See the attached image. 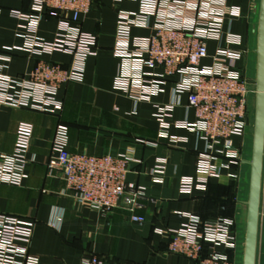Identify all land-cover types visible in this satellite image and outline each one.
Here are the masks:
<instances>
[{"label":"crops","instance_id":"1","mask_svg":"<svg viewBox=\"0 0 264 264\" xmlns=\"http://www.w3.org/2000/svg\"><path fill=\"white\" fill-rule=\"evenodd\" d=\"M31 2L0 0V67H4L2 75L14 79L26 76L40 62L59 64L63 68L71 63V58L62 54L33 57L20 51L24 44L23 31L9 12H26ZM225 2L229 7L238 8L240 16L226 21L224 33L240 36L243 58L237 66L242 77L254 84L260 0ZM137 10V1L93 0L90 12L80 17L81 30L97 38V54L88 59L81 83L60 88L58 98L63 108L59 114L0 105V160L13 152L18 125L26 123L33 127L27 156L28 177L20 187L0 184V214L35 223L29 251L38 259V264H80L81 259L90 256L97 257L103 264H195L169 254V239L157 232L179 229L184 223L182 214H192L203 220L229 219L233 221L237 238L235 251L229 253L230 260L232 264H242L250 179L248 163L252 151L250 120L245 135L231 139L240 151L239 162L223 170L218 179H210L205 191L181 194L179 180L196 176V160L204 143L195 134L175 127H171L170 136L185 142L171 145L159 137L156 108L170 103L173 81L165 86L164 94L152 97L149 102L135 103L114 89L120 65L113 55L117 14ZM57 32V21L45 17L38 36L50 42ZM131 35L147 37L150 30L133 28ZM220 44L210 42L209 54L212 55ZM3 57L9 61H1ZM210 63V59L203 61L204 65ZM154 72L161 74L163 69L158 67ZM186 107L187 98L182 95L173 110V121H195L193 111ZM58 124L68 129L70 154L133 159L127 183L142 189L140 209L130 211L118 207L107 214L98 213L72 198L60 172L48 175L46 163ZM158 158L167 161L162 185L152 184L149 175ZM133 216L142 218L143 222H133ZM255 264H264V145Z\"/></svg>","mask_w":264,"mask_h":264},{"label":"built area","instance_id":"2","mask_svg":"<svg viewBox=\"0 0 264 264\" xmlns=\"http://www.w3.org/2000/svg\"><path fill=\"white\" fill-rule=\"evenodd\" d=\"M137 1L136 12L119 11L116 19L113 55L120 61L114 89L135 103L149 102L165 93L173 81L171 101L156 108L159 137L171 145L185 140L170 136L171 127L195 134L204 143L197 156L196 176L179 180V192L190 195L205 191L210 179H218L223 170L239 162L240 152L232 138L243 137L247 130L254 84L242 77L238 63L243 58L240 36L224 33L226 21L240 16L238 8L225 0H113L115 3ZM93 0H32L26 12L10 11L19 23L24 44L20 51L33 57L62 54L71 58L69 67L40 62L26 76L18 79L2 75L0 67V105L57 115L63 108L58 98L62 86L81 83L88 59L97 54V38L78 25L87 15ZM2 11L0 10V16ZM55 19L58 32L53 41L38 36L45 18ZM148 29L147 37H133L131 30ZM222 43L210 55L208 44ZM210 59L209 65L203 61ZM1 61L8 62L7 57ZM161 67V74L155 73ZM187 98V109L195 121H173V110L180 96ZM33 127L21 123L15 133L13 152L0 160V184L20 187L27 179L28 152ZM68 129L55 128L46 170L62 175L65 189L79 204L107 214L115 208L130 211L141 208L142 189L127 183L133 159L121 156H87L70 154ZM167 161L158 158L149 175L151 183L162 185ZM232 179L235 176H231ZM179 229L157 233L169 239L168 253L195 264H232L229 253L235 251L237 238L233 221L203 220L192 214L180 215ZM132 221L143 222L133 216ZM54 226L53 224L51 225ZM35 223L0 214V264H38L30 254ZM221 249V250H220ZM80 264H103L97 257L83 258Z\"/></svg>","mask_w":264,"mask_h":264},{"label":"water","instance_id":"3","mask_svg":"<svg viewBox=\"0 0 264 264\" xmlns=\"http://www.w3.org/2000/svg\"><path fill=\"white\" fill-rule=\"evenodd\" d=\"M254 113L252 123V151L246 227L243 243L242 264H255L259 201L264 145V0L259 2L256 31V73ZM249 125V120L247 121Z\"/></svg>","mask_w":264,"mask_h":264},{"label":"rangeland","instance_id":"4","mask_svg":"<svg viewBox=\"0 0 264 264\" xmlns=\"http://www.w3.org/2000/svg\"><path fill=\"white\" fill-rule=\"evenodd\" d=\"M253 113H254V101L252 102V100H251L250 110H249V120H250V126L248 128L249 135L252 134Z\"/></svg>","mask_w":264,"mask_h":264}]
</instances>
